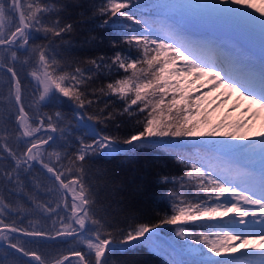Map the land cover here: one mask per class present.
<instances>
[{
	"label": "snow or ice",
	"instance_id": "snow-or-ice-1",
	"mask_svg": "<svg viewBox=\"0 0 264 264\" xmlns=\"http://www.w3.org/2000/svg\"><path fill=\"white\" fill-rule=\"evenodd\" d=\"M75 7L84 9L81 19L91 14L90 31L112 32L113 55L72 59L64 45L78 28L68 15ZM143 7L163 19H147ZM207 22L235 25L258 38L264 52V7L253 0H0V183L21 194L19 201L0 196V264H70V256L77 264H127L118 250L163 251L166 225L175 226L194 256L181 264H264V131L258 140L248 136L249 120L264 112V59L256 67L189 37L185 26ZM84 42L99 46L104 39ZM106 77H112L106 85L92 86ZM221 88L216 107L238 94L248 102V119L212 125L204 105ZM113 98L122 102L119 113ZM63 105L71 111H44ZM125 113L143 118L121 137L109 125ZM149 148L171 150L184 165L183 176L160 177L174 187L178 179L181 191L168 193L170 214L119 227L108 218L90 165L98 155ZM189 184L197 193L191 200L182 192ZM40 188L48 199L36 195ZM37 214L43 224L28 219L24 226ZM205 218L204 231L187 227ZM58 238L73 245L67 254L42 250Z\"/></svg>",
	"mask_w": 264,
	"mask_h": 264
},
{
	"label": "trees",
	"instance_id": "trees-1",
	"mask_svg": "<svg viewBox=\"0 0 264 264\" xmlns=\"http://www.w3.org/2000/svg\"><path fill=\"white\" fill-rule=\"evenodd\" d=\"M91 2L92 0H69V3H83L85 5ZM96 2H99V0H96ZM155 2L156 0L149 2L148 0H140L142 5H147V3L150 5ZM83 11V8L75 7L70 8L68 12V15L72 18V22L78 25L77 30L71 34V43L64 45V47L68 48L72 59L87 60L94 56L113 55L110 41L114 40L115 37L112 35V32L105 29H101L99 32L90 31L96 25H93L91 22V14L83 19L80 18V13ZM139 11L145 14L147 19H163V16L157 14L158 10L151 7H143ZM185 29L193 40L212 41L229 37L234 42L240 43V47L238 48L241 51L242 48L248 49L246 45L240 42L239 33L243 31L235 25L221 22H207L197 24L194 27L187 25ZM91 35L102 36L104 42L99 44V46L85 43L84 41ZM121 47L124 46L121 45ZM245 53H242V55L246 56L248 54V52ZM21 76H25V73L21 72ZM115 78H119V76L117 75ZM30 79V77H26L24 80L25 86L28 87V93L32 91L31 86L28 84ZM110 79L112 77L98 78L92 86L99 88L110 82ZM27 98L26 95V103ZM113 99L115 100V98ZM122 106V102L119 100H115V103L111 105L116 113L122 110ZM71 107V105H63L60 109L45 108L44 111L61 110L67 113L71 111ZM133 107L135 108V106ZM138 117L143 118L140 114L129 115L125 113L123 115H116L115 121L109 125V128L113 134L123 137L133 128L138 127L136 124ZM116 122L120 124L119 131L116 130ZM101 127H104V125H101ZM90 166L93 174L92 182L101 191L105 207L112 214L108 218L119 227L130 225L136 220L148 222L162 215L170 214L174 198L169 197L168 193L170 191H177L178 187H176V181L174 187L173 184H164L160 177L168 175L178 178L183 174L182 171L184 170V165L176 161L171 150L165 151L161 148L137 149L135 152H119L111 156L98 155ZM37 169L39 170L38 166ZM36 174V172L33 173V175ZM40 179L46 184L50 183L44 179L42 170H40ZM26 183L32 184L31 176L28 177ZM182 192L187 200H191L197 195L195 190L185 189ZM36 195L40 200L49 198V194L43 188L38 189ZM0 196H5L9 201H19L21 194L18 191L13 192L11 186H8L6 191L5 185L0 183ZM13 216L19 219V217H15V214ZM28 219L33 221L39 220L41 224L44 223L40 215L37 214L28 216L24 220V226H27ZM198 222H202V224L207 223L203 220ZM211 223H215V221L212 220ZM50 224L51 221H48L49 226ZM165 229L169 230L168 232L175 233V226L166 225L160 229V235L166 241V243L161 245L163 251H153L146 246L138 247L133 245L130 249H119L117 258L126 261L127 264H181V262L193 260L194 256L189 253V250L176 242L169 233L164 231ZM72 247L71 243H65L64 238H58L55 241H48L42 250L46 252L58 251L67 254ZM75 247L79 248L81 246L75 245ZM69 261L70 264H77L76 258H71ZM66 264H69V262H66Z\"/></svg>",
	"mask_w": 264,
	"mask_h": 264
},
{
	"label": "rangeland",
	"instance_id": "rangeland-1",
	"mask_svg": "<svg viewBox=\"0 0 264 264\" xmlns=\"http://www.w3.org/2000/svg\"><path fill=\"white\" fill-rule=\"evenodd\" d=\"M151 0H148V2ZM253 3H255V5L257 7H264V0H253ZM147 5H149L147 3ZM224 48H226L228 50L229 47V41L228 39L224 40ZM254 42L257 43L258 45H260L259 39L255 38ZM256 48V47H255ZM205 91L207 90V86L204 89ZM225 92V90L223 88L219 89L216 92H212L209 97L207 98V101L205 102L204 107L208 110L209 114H210V120L212 122V125H215L217 123H220L221 121H225L226 123H234L238 120H245L248 119V116H250L251 114H245L244 113V109L247 107L248 102L247 101H243L238 99V94H232L231 99H228L226 103H220L219 107H216V104L219 103V100L224 99L223 96H221V93ZM217 97H219V99H217ZM239 104V107H236V105ZM215 108V111H212V109ZM233 108H235V111H233ZM249 127L251 128V131H248L247 129H245L244 131H248V136L250 137V139L252 140H258L260 139L259 137V133L261 131H264V112L260 113V115L254 119L249 120ZM204 131H210L211 130V126L206 127L203 129ZM225 131H231V129H225ZM225 137H216V139H224ZM192 139V138H189ZM195 139H204V137H197ZM183 174L181 176L184 175V170L182 171ZM176 187L177 191L180 192V186H179V180H176ZM195 190L191 184L187 185L183 190ZM182 190V191H183ZM232 214L229 213L228 217H224V219H228ZM219 219V218H217ZM202 221V220H201ZM203 221L205 222H209L207 221V218H205ZM216 222V220H213ZM202 224V222H196L195 225H188L187 227L189 228L190 231H194L196 233H199L200 231H204L205 229L201 228L199 225ZM165 232L169 233L170 236L179 244L184 245L185 241L183 238L181 237H177L175 233L172 232H168L169 230L165 229ZM175 232V229H174ZM188 243H192V241L189 239Z\"/></svg>",
	"mask_w": 264,
	"mask_h": 264
},
{
	"label": "water",
	"instance_id": "water-1",
	"mask_svg": "<svg viewBox=\"0 0 264 264\" xmlns=\"http://www.w3.org/2000/svg\"><path fill=\"white\" fill-rule=\"evenodd\" d=\"M38 167H39V166H38ZM69 198H71V197H70V194H69ZM70 258H73V257L70 256L69 259H70Z\"/></svg>",
	"mask_w": 264,
	"mask_h": 264
}]
</instances>
